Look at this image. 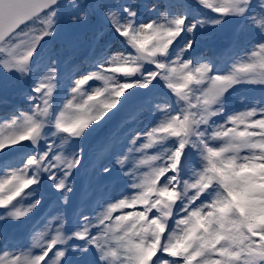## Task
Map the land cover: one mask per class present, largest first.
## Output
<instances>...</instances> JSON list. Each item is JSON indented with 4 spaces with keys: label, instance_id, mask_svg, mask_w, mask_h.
I'll list each match as a JSON object with an SVG mask.
<instances>
[{
    "label": "snow or ice",
    "instance_id": "1",
    "mask_svg": "<svg viewBox=\"0 0 264 264\" xmlns=\"http://www.w3.org/2000/svg\"><path fill=\"white\" fill-rule=\"evenodd\" d=\"M0 130V264H264V0H0Z\"/></svg>",
    "mask_w": 264,
    "mask_h": 264
},
{
    "label": "rangeland",
    "instance_id": "2",
    "mask_svg": "<svg viewBox=\"0 0 264 264\" xmlns=\"http://www.w3.org/2000/svg\"><path fill=\"white\" fill-rule=\"evenodd\" d=\"M239 95H243V96H244L243 103H248V102H250V99H251V93H249L246 89H241ZM234 102H235V103H240V101L235 100V99H234ZM0 131H2V130H0Z\"/></svg>",
    "mask_w": 264,
    "mask_h": 264
}]
</instances>
